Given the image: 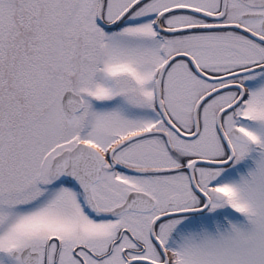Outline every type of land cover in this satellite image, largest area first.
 I'll use <instances>...</instances> for the list:
<instances>
[{"label": "snow or ice", "instance_id": "6c2138e0", "mask_svg": "<svg viewBox=\"0 0 264 264\" xmlns=\"http://www.w3.org/2000/svg\"><path fill=\"white\" fill-rule=\"evenodd\" d=\"M0 264H264V0H0Z\"/></svg>", "mask_w": 264, "mask_h": 264}]
</instances>
